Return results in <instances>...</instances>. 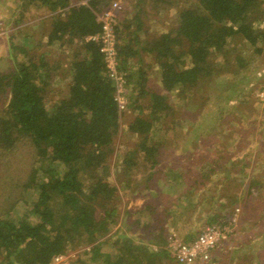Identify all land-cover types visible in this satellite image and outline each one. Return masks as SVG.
<instances>
[{"label":"trees","instance_id":"obj_1","mask_svg":"<svg viewBox=\"0 0 264 264\" xmlns=\"http://www.w3.org/2000/svg\"><path fill=\"white\" fill-rule=\"evenodd\" d=\"M15 1L22 10L19 20L15 19L17 27L33 25L26 13L30 7L43 8L46 14L38 23L48 24V45H67L72 50L65 71L70 73L67 93L49 107L46 93L54 67L48 68L42 53L32 58L26 47L27 33L22 31L23 44H10L21 57L13 55L8 68L0 70V98L9 93L0 111V153L26 139L35 149L22 179L2 189L7 196L0 210V264H50L56 254L66 253L80 239L90 246L79 251L74 264H142L143 259L159 261L163 255L176 262L168 247L155 253L135 245V238L117 235L118 220L127 221L132 215L120 203L119 189L128 188V180L121 177L131 176L133 181L144 168L154 172L158 148L151 133L157 120L174 116L175 112H168L172 93L179 98L195 95L219 73L232 51L239 68L242 46L264 50L263 0H123L117 17V51L129 86L127 109L137 112L123 125V132L136 141L112 167L115 183L107 176L122 126L120 117L126 112L120 113L113 99L98 45L84 39L100 30L95 13L113 0ZM172 8L177 20L167 23L164 31L145 26L149 10L166 13ZM141 51L151 56L146 66H157L160 85L151 86L141 61L136 70L131 68L129 59L137 60ZM220 55L222 60L215 61ZM143 100L146 105L141 104ZM157 175L148 176L142 185L146 200L158 182ZM28 194L34 196L30 203ZM149 205L146 201L139 210L150 209L154 221L157 213ZM157 221L163 228L164 222ZM129 225L131 231L140 229L139 236L148 235L152 244L162 240L152 236L156 229L151 224L132 219ZM108 245L109 250H101Z\"/></svg>","mask_w":264,"mask_h":264},{"label":"rangeland","instance_id":"obj_2","mask_svg":"<svg viewBox=\"0 0 264 264\" xmlns=\"http://www.w3.org/2000/svg\"><path fill=\"white\" fill-rule=\"evenodd\" d=\"M19 5L20 2L15 0H0V27L3 30L0 34V70L8 68L13 55L21 57L10 44H23L22 31L30 35L34 43L26 44L29 54L36 59L38 57L35 56L42 53L48 68L54 67L46 93L45 104L49 107L55 101L54 97L63 93L67 74L60 63L67 62L71 49L67 45L45 44L48 26L47 23L42 25V20L38 23L46 14L43 8L30 7L26 13L31 16L28 22L33 25L17 27L15 19L19 20L22 11ZM145 17L148 18L147 25L150 21L151 29L160 32L164 31L167 23L176 22L177 12L174 8L166 13L149 10ZM259 49L257 52L254 47L242 46L240 56L243 64L239 68L238 60L234 59L236 52L232 51L219 73L192 97L170 95L171 109L168 112H175L174 116L157 120L151 133L155 139L151 140L158 148L154 172L144 168L133 177V181L131 176L121 177L128 180V188L119 189L120 203L132 211V215L127 220L129 222L124 217L122 221L118 220L114 227H118L117 235L123 233L135 238V245L147 246L150 251L161 253L168 247V235L175 234L178 240H190L205 225L225 223L229 224L226 239L212 250L209 261L196 264L264 262V50L262 46ZM221 60L220 55L215 61ZM58 72L61 75L57 76ZM8 99L9 93L0 98V111L6 107ZM141 104L146 105V100ZM125 112L120 117L122 126L110 159L111 174L107 179L111 183H115L112 167L123 159L122 154L136 141L123 130L137 112L131 108H126ZM34 156L35 149L27 139L0 153V210L7 196L2 189L22 179ZM154 173H158L159 179L149 192L150 200H146L142 185ZM136 182L140 183L139 188ZM33 199V195L26 196L28 203ZM146 201L153 213H157L154 221L150 209L143 206L139 210ZM16 210L20 212L22 208ZM211 217L216 218L215 222H207ZM132 219L153 225L152 229L156 231L152 236L162 240L152 244L148 235L139 236L140 229L131 231L129 223ZM157 220L164 222L163 228ZM86 244L81 239L75 241V246L67 251L70 255L67 264L75 263L79 251L90 246ZM109 248V245L102 246L101 250ZM161 257L159 261L151 262L143 259L142 264H177L169 255Z\"/></svg>","mask_w":264,"mask_h":264},{"label":"built area","instance_id":"obj_3","mask_svg":"<svg viewBox=\"0 0 264 264\" xmlns=\"http://www.w3.org/2000/svg\"><path fill=\"white\" fill-rule=\"evenodd\" d=\"M122 3L123 0H113L104 10L95 13L100 30L84 36L86 41H92L98 45L104 63V74L111 81L113 99L120 113L127 108L129 92L126 74L120 69L117 51V17L123 7ZM2 31L0 27V34L3 33ZM228 228L229 224L225 223L205 225L195 238L187 241L176 239L175 234L170 235L168 238L170 254L178 264L204 263L210 259L212 250L226 239ZM69 256L68 252L56 254L50 264H67Z\"/></svg>","mask_w":264,"mask_h":264},{"label":"crops","instance_id":"obj_4","mask_svg":"<svg viewBox=\"0 0 264 264\" xmlns=\"http://www.w3.org/2000/svg\"><path fill=\"white\" fill-rule=\"evenodd\" d=\"M72 1V0H71ZM75 1H77V2H80V3H84V2H86L87 0H75ZM74 4H78V3H74ZM53 14V13H52ZM52 14H51V16H52ZM146 19H148V18H146L145 17V26H148V28H151V22L149 21L148 22V25H147V22H146ZM28 23V22H27ZM48 25V24H47ZM47 32V31H46ZM27 38V45H29V44H33L34 42L30 39V35H28L27 37H25V39ZM139 38L140 39H142L143 38V36L140 34L139 35ZM44 42H45V44H47L48 45V43L46 42V39H47V36L45 35V37H44ZM21 42H23V40H21ZM30 45V46H31ZM52 45H55V43L54 44H52ZM70 49L72 50V48L70 47ZM139 55H140V58H138L137 60H135V59H133V58H130L129 59V62L130 63H132V69L134 70L135 69V67L137 66V68L140 66V61L143 63V65H147V64H150L149 63V61L150 62H152L151 61V56H150V54L149 53H147V51L146 52H144V51H141L140 53H139ZM69 56L67 57V62H69ZM67 62H65V64H61L60 63V65L62 66V69H63V71L65 70L66 71V67H67ZM143 66V68H145L144 69V71H145V76L149 79V83L151 84V86H154V85H160V82H159V77H158V68H157V66L155 65V64H152V65H150V67H148V66ZM136 68V69H137ZM135 69V70H136ZM57 74V76H59V75H61V73L60 72H58V73H56ZM66 74H67V76H65V77H67L66 78V80H65V82H64V90H63V93L62 94H57L55 97H54V99H60V98H62L63 96H65L66 95V93H67V85H68V83H69V81H70V73L69 72H66ZM59 78H63V76H60ZM153 84V85H152ZM169 236L170 235H168L167 236V246H168V238H169Z\"/></svg>","mask_w":264,"mask_h":264},{"label":"clouds","instance_id":"obj_5","mask_svg":"<svg viewBox=\"0 0 264 264\" xmlns=\"http://www.w3.org/2000/svg\"><path fill=\"white\" fill-rule=\"evenodd\" d=\"M177 263V262H176ZM178 264V263H177Z\"/></svg>","mask_w":264,"mask_h":264}]
</instances>
